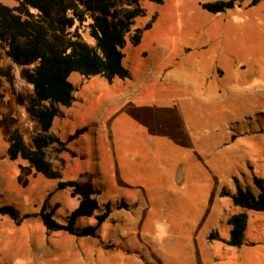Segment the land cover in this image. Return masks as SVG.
I'll return each instance as SVG.
<instances>
[{"label":"rangeland","instance_id":"374dc122","mask_svg":"<svg viewBox=\"0 0 264 264\" xmlns=\"http://www.w3.org/2000/svg\"><path fill=\"white\" fill-rule=\"evenodd\" d=\"M213 1L143 0L146 15L133 28L156 20L122 48L130 76L108 83L71 74L75 100L60 107L51 132L61 143L46 152L59 180L79 182L73 195L6 155L11 130L31 146L40 127L27 111L23 67L0 47V69L13 75L11 85L0 74V209L30 215L17 223L0 214V264H264V212L220 195L254 186L255 176L264 185V0L219 13L201 6ZM90 190L99 191L97 212L106 203L112 210L94 236L45 229L37 213L47 197L65 223ZM243 211L254 244L225 245L227 218ZM95 223L85 217L77 226ZM211 232L220 239L209 240Z\"/></svg>","mask_w":264,"mask_h":264},{"label":"trees","instance_id":"16d2710c","mask_svg":"<svg viewBox=\"0 0 264 264\" xmlns=\"http://www.w3.org/2000/svg\"><path fill=\"white\" fill-rule=\"evenodd\" d=\"M14 1V5L0 2V47L10 61L23 67V77L32 89L27 111L37 120L40 131L33 136L32 145L28 146L18 129L11 130L6 155L10 160L27 161L35 173L58 179L56 189L71 187L73 195L80 188L79 182L59 180L60 174L53 169L46 152L50 145L61 143L51 132L60 107H70L75 100L76 86L70 81V76L74 72L84 79L101 76L108 83L116 77L128 78L129 70L122 64V48L127 38L132 44H138L143 30L152 27L156 14L151 15L142 27L133 28L136 18L146 15L143 0ZM240 1L216 0L203 2L201 6L209 12L219 13L233 8ZM258 1L252 0L251 4ZM0 74L13 85L9 68L0 69ZM6 124V119L0 118V127ZM84 130L77 129L69 140ZM19 167L24 168L21 164ZM97 193L99 191L95 190L80 193L78 204L66 216L65 223L54 217V208L49 209L48 197L37 214L47 231H65L78 238L94 236L112 212L109 203L105 204L103 211L97 212ZM220 195L230 198L235 206L264 212V185L256 176L254 186L237 185L234 191L222 189ZM0 214L9 215L17 223L30 216H19L11 205L3 206ZM85 217H94L96 223L77 226V221ZM247 220L244 211L227 218L230 229L228 237L223 240L227 245L240 247L246 243ZM208 239L220 237L211 232Z\"/></svg>","mask_w":264,"mask_h":264},{"label":"crops","instance_id":"0c3cea01","mask_svg":"<svg viewBox=\"0 0 264 264\" xmlns=\"http://www.w3.org/2000/svg\"><path fill=\"white\" fill-rule=\"evenodd\" d=\"M246 213H247V212H246ZM247 216H248V213H247ZM252 222H255V221L253 220V218H252ZM249 225H250V222H248V220H247L246 231H247ZM246 231H245V242H246L245 244H247V245H252V244H254L253 241H247ZM225 245H227V244H225ZM243 245H244V244H243ZM229 246H230V245H229ZM235 247H236V246H235ZM240 247H241V246H240Z\"/></svg>","mask_w":264,"mask_h":264},{"label":"water","instance_id":"95a60500","mask_svg":"<svg viewBox=\"0 0 264 264\" xmlns=\"http://www.w3.org/2000/svg\"><path fill=\"white\" fill-rule=\"evenodd\" d=\"M183 172V169H182V167H179V169H178V176H180V174Z\"/></svg>","mask_w":264,"mask_h":264}]
</instances>
